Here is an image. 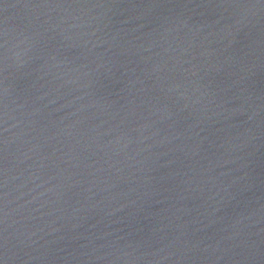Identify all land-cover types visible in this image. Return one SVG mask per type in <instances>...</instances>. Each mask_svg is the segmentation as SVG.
I'll return each mask as SVG.
<instances>
[{"label": "water", "instance_id": "95a60500", "mask_svg": "<svg viewBox=\"0 0 264 264\" xmlns=\"http://www.w3.org/2000/svg\"><path fill=\"white\" fill-rule=\"evenodd\" d=\"M0 264H264V0H0Z\"/></svg>", "mask_w": 264, "mask_h": 264}]
</instances>
